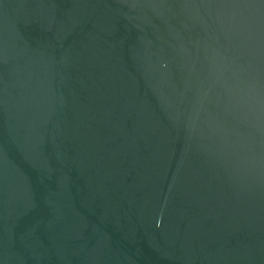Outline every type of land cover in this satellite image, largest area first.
Segmentation results:
<instances>
[{"label": "water", "instance_id": "1", "mask_svg": "<svg viewBox=\"0 0 264 264\" xmlns=\"http://www.w3.org/2000/svg\"><path fill=\"white\" fill-rule=\"evenodd\" d=\"M0 264H264V0H0Z\"/></svg>", "mask_w": 264, "mask_h": 264}]
</instances>
